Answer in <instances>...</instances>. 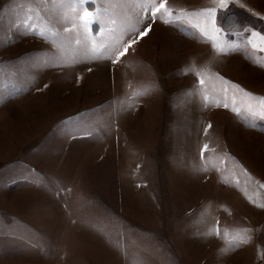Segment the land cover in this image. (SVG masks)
Here are the masks:
<instances>
[{
	"label": "rangeland",
	"instance_id": "374dc122",
	"mask_svg": "<svg viewBox=\"0 0 264 264\" xmlns=\"http://www.w3.org/2000/svg\"><path fill=\"white\" fill-rule=\"evenodd\" d=\"M166 7L171 16L135 0H0V264H205L213 245L222 249L218 236H202V214L226 201L202 205L193 181L206 161L221 164L199 149L206 137L215 152L224 147L225 131L205 119L233 115V78L246 124L241 167L264 180L255 121L264 120V0ZM84 8L101 9L87 27ZM239 206L261 233L224 236L243 252L213 260L259 254L264 264V218Z\"/></svg>",
	"mask_w": 264,
	"mask_h": 264
},
{
	"label": "crops",
	"instance_id": "0c3cea01",
	"mask_svg": "<svg viewBox=\"0 0 264 264\" xmlns=\"http://www.w3.org/2000/svg\"><path fill=\"white\" fill-rule=\"evenodd\" d=\"M232 59L230 60L231 63L233 62L235 63V61H237L238 59V54L236 55L234 54ZM229 84H230L228 85L229 90L232 91L234 94L232 95V100L234 101V104L232 105V107H235V109L231 110L233 111V115L224 117L223 119L216 118V117H213V118L207 117L205 119V123L209 124L213 121L215 125H220V128H218L216 131V135H219L220 129L225 131L224 133H220V135L223 137L224 147L220 148L219 152H215V150L212 149L213 147L212 144H208V138L206 137V134H205L203 136L206 137L205 139L206 141H203L200 149L198 148L199 150H201L202 155L206 154L207 152L212 156L214 155L219 156L220 157L219 161L221 162V164L218 167H214V166L208 167V164L213 163V162L206 161L207 163L206 165H204V167H197L196 169L197 177H195L194 179L195 181H193L194 187H198V185H200L199 187L200 190H197V191L201 197L202 205L204 202L206 203L210 197H218L219 199L222 198V199H225L226 201L225 203L220 201V209H219L218 214L214 213L211 216H209V212L202 214V217H204L207 221V224L204 223V225H202L203 229H207L206 231H204L205 234L202 236L209 237L210 234L218 236L217 240H218L219 246L221 245V248H222L221 250L218 249L214 251L213 249L214 246H217L218 244L213 245V248H211L212 250L209 253L207 260L205 261L203 260V263L205 264H214V262L215 264H236L235 263L236 261H234L236 254L230 255L231 258L232 256L234 257V259L232 260H229L228 257H225V254L221 255L223 257L221 260H216V261L213 260V257L215 256L217 252H219V250L222 253L223 252L232 253L234 251L243 252L242 246L239 248V250H236L235 248L236 242H234L233 244H230V243L227 244L226 239H224V236L226 237L231 236L233 238L239 237L238 241H240V237H243L245 235L257 236V237L260 235L261 232H259V230L261 228H258V224L260 223L255 222L256 220L250 214L245 215V223H244L243 214H240V210H238L240 207L239 205L243 203H248L250 206L249 211H251V209L260 210L258 216L256 217L258 221H261L260 219L264 218V200L258 201V198L257 200H255V198L253 197V195L257 197V194L259 195V193H261V196L259 197H261V199H264V195H263L264 194L263 192L264 180H261L262 178L258 174L259 172L258 168L256 169L257 173L253 174L252 173L253 171H251L250 167H248L249 169L245 168V170H243V167H241L242 166L241 164L243 162L242 161L241 131H242L243 125L245 126L246 124H243L244 122L242 119V115L239 112L241 110L238 108V103L240 101H237V93L242 92V88H241L240 82L236 81V78L231 79L229 81ZM255 121L257 124H262V125L264 124L263 119L257 118ZM213 134L210 133L209 137L213 138ZM263 140H264V137H263ZM205 145H207V148L204 147ZM198 149H197L196 154L200 153ZM248 152H251V151L248 150ZM256 152L260 154L261 158L259 160L261 162L263 161V165H261V163L260 165L264 166V148L259 149V151H256ZM189 168L193 169L192 167H187V169ZM244 172L250 177L249 181H245L247 180V178L245 177V175H243ZM239 173L241 174L242 177H245L244 181L246 183L243 184V178L242 180L240 179ZM198 174H201V175H198ZM244 187L249 189V193L251 192L253 195L250 193L248 196H246L247 192L243 191ZM227 202L233 203V206H234L233 214H230L229 211H225V213L221 214L222 211L220 210L223 209V206ZM251 219L253 220V222L250 221ZM225 220H232L230 222L232 227H227V226L225 227ZM214 223H215V226L213 227L212 225H214ZM210 229L214 231H210ZM217 229L219 230V232H217ZM249 246L245 249L247 252L253 251L255 249V248L252 249ZM256 247L259 248V245ZM260 258L261 257L258 254L256 259L252 261H248L249 262L248 264H260L262 262L261 260L262 258L261 259ZM184 264H192V262L187 261Z\"/></svg>",
	"mask_w": 264,
	"mask_h": 264
},
{
	"label": "snow or ice",
	"instance_id": "6c2138e0",
	"mask_svg": "<svg viewBox=\"0 0 264 264\" xmlns=\"http://www.w3.org/2000/svg\"><path fill=\"white\" fill-rule=\"evenodd\" d=\"M83 2L86 3V0H83ZM135 2L144 11H147L148 8L150 7L153 15H155L161 9H163L165 12H168L169 16L172 15V13L166 7L167 0H160L159 3H156V0H135ZM219 2H220V7L221 8L227 6V0H219ZM215 11H216V9H206L205 10V12H207L209 14V16L212 17L213 23H215V18H214ZM100 12H101V9L97 8L96 9V14L94 15L92 12L88 11L87 8H84L80 19L84 21L85 27H87L92 21L97 19ZM144 34H145L144 32H140L141 36H143ZM252 35L253 36H257V35H260V34L254 32V33H252ZM261 40H264V36H261ZM218 47H220V46L218 45ZM127 50H128L127 47H125L122 52L118 53V55H124V53L127 52ZM220 50L223 51L224 49L221 47ZM200 83L201 84L204 83L203 79H201ZM258 114L261 115V116H264V104H262V110ZM204 147L207 148V145H205ZM217 232H219L218 229H217Z\"/></svg>",
	"mask_w": 264,
	"mask_h": 264
}]
</instances>
